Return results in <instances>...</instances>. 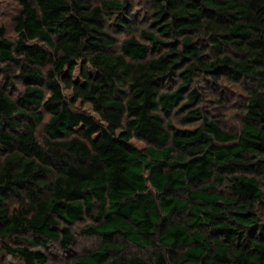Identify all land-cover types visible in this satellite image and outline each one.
I'll list each match as a JSON object with an SVG mask.
<instances>
[{"label":"trees","instance_id":"1","mask_svg":"<svg viewBox=\"0 0 264 264\" xmlns=\"http://www.w3.org/2000/svg\"><path fill=\"white\" fill-rule=\"evenodd\" d=\"M15 1V37L0 26L6 254L70 253L89 217L80 232L99 244L71 264H264V0H147L150 19L120 41L128 0ZM200 75L257 81L239 131L204 113Z\"/></svg>","mask_w":264,"mask_h":264},{"label":"rangeland","instance_id":"2","mask_svg":"<svg viewBox=\"0 0 264 264\" xmlns=\"http://www.w3.org/2000/svg\"><path fill=\"white\" fill-rule=\"evenodd\" d=\"M95 4L101 0H89ZM132 3V11L134 14V29L131 32H116V37L120 41L123 38L131 35V33L139 34V28L146 25L150 19L151 13L148 8L147 0H128ZM20 11V6L15 0H0V26H3L6 30L8 37H15L14 30L15 17ZM79 65L75 71V75L78 74ZM1 70V66H0ZM14 85L11 88V95L17 97L23 90V85L14 80ZM256 82L251 80L232 81L227 78L215 81L208 78L206 75H200L195 80V85L199 86V89L203 93V101L201 103L204 113L211 118L217 120L225 129L229 131H239L242 127V116L244 111V104L250 97L251 92L255 89ZM67 99H71L72 93L70 90H65ZM77 109L86 110L95 115L91 105L88 103H82L77 101L74 105ZM48 115L45 116V119ZM174 124L178 127L192 128L197 124H189L182 126L177 122V117L174 119ZM42 126L40 125L37 130V138L42 140L44 138L42 132ZM132 142L138 147H144L146 143L138 138H133ZM261 181V187L264 192V179L259 178ZM220 189L228 196H231L229 189L222 185ZM11 208L18 206L19 203L15 199L9 201ZM258 214L260 215L261 222L264 224V195L262 200L256 205ZM90 222V218L86 217L83 220H79L71 225L73 232L75 233V242L70 253L64 252L60 246V243L53 242L51 245L45 248L48 254V260L45 264H71V255L74 253L88 252L96 248L99 244V240L96 236L85 235L80 232V228ZM264 231V229H263ZM3 243L8 245H15L12 240H2L0 238V264H22L17 257H11L6 254ZM133 252L144 253L139 251L135 247H131ZM152 251H148L145 255H150Z\"/></svg>","mask_w":264,"mask_h":264}]
</instances>
